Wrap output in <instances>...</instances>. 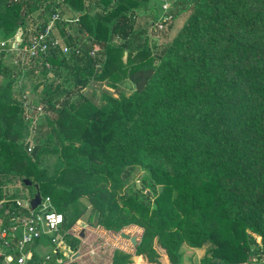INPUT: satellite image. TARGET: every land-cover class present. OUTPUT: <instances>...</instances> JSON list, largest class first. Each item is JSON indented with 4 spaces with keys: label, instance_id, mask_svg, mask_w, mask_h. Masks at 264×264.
<instances>
[{
    "label": "trees",
    "instance_id": "trees-1",
    "mask_svg": "<svg viewBox=\"0 0 264 264\" xmlns=\"http://www.w3.org/2000/svg\"><path fill=\"white\" fill-rule=\"evenodd\" d=\"M52 1L0 0L4 40L23 31L40 7L42 27L48 16H60L59 5L78 17L74 36L55 24L67 52L57 48L35 62L41 73L34 92L42 89L31 105L54 113L45 116L43 141L14 96L22 89L20 70L5 74L0 177L31 188L29 199L36 190L50 198L73 251L79 239L68 232L86 212L84 200L96 217L93 226L143 230L133 257L145 264L158 263L156 253L179 264L182 244L204 250L202 264H248L253 255L264 261V0H181L189 14L158 55L133 21L139 12L155 15L150 0ZM90 82L112 89L128 82L132 92L104 94L100 107L82 96L68 100ZM30 135L39 146L34 157L24 149ZM46 157L53 162L41 166ZM135 167L148 174L139 183L152 201L138 191L120 195ZM2 185L5 221L18 199L6 197ZM155 186L162 187L158 194ZM131 257L117 251L111 264H133Z\"/></svg>",
    "mask_w": 264,
    "mask_h": 264
},
{
    "label": "rangeland",
    "instance_id": "rangeland-1",
    "mask_svg": "<svg viewBox=\"0 0 264 264\" xmlns=\"http://www.w3.org/2000/svg\"><path fill=\"white\" fill-rule=\"evenodd\" d=\"M150 0L149 7L150 9L155 11V15L151 14V12L146 11L142 13H137L134 18V25L135 29H144L145 33L143 38L146 39L148 43V47L151 49V51L158 55L160 51L167 45V43H170V41L173 39V37L177 34L181 26L183 25L186 17L189 14V11L187 10V3L181 2V0ZM167 3L169 8L168 12L171 16L170 21L163 24V28L159 30L157 27H155L153 24L158 19V17L161 15V5ZM73 17H69V20L66 24H69L71 30H73V34H75L74 29L72 28V25L74 23ZM32 27L31 22L28 24V28ZM62 49L65 47L63 43V39H58ZM63 52V51H62ZM37 68L33 72H30V77L32 79H39L40 73H41V67L39 65H36ZM101 65L96 66L97 69L100 68ZM31 69H28L29 72ZM25 73V72H24ZM63 73V72H62ZM52 77V76H51ZM50 79H53V77ZM27 90H29L32 87V84L29 82L27 84ZM29 88V89H28ZM132 92V88L128 82L118 85L116 89L109 88L105 82L97 83V82H90L84 89L81 90V92L74 91L72 94L68 97L69 101H74L78 99L80 96L88 100L91 104H93L96 107H100L103 105L102 101V95L108 94L113 97H117L120 93H123L125 95H130ZM24 102V99H22ZM60 100V99H59ZM31 100L30 102L26 100V105L24 108L28 107L26 109V117L29 121L30 126L33 125L35 128L36 137L42 139V141L45 139V136L49 133V128L47 124L45 123V116L47 115L48 118H53L54 113L50 112L48 113L44 109L40 110V108L43 106L42 104H39V108L37 110H33L31 107ZM34 137L26 139V142H30V148L34 145H37V140L33 139ZM56 140V139H54ZM52 140V141H54ZM53 162V158L47 159L42 158L41 160V166H46L48 164H51ZM148 176L147 173L143 172L140 168H133L128 172V175L125 179V185L123 190L120 192V195L123 197L130 196L132 192L138 191L140 197L144 195H148L151 198V201L153 200V197L151 196L149 189H144L140 183L139 180L144 177ZM1 183L3 185L1 186V189L6 197L9 198H15V199H21L26 198L32 195V189L31 188H24L17 178L6 176V177H0ZM161 186H155L154 190L155 194H158L161 191ZM144 199L143 197H141ZM146 200V199H144ZM86 206L87 210L86 212L81 216V218L76 222V224L73 226L75 228H79L83 230L86 234L84 236L83 242L80 241L77 245V250L74 251L80 252L81 256L77 258L75 261H73V264H110L112 262V257L115 252L117 251H123V253L130 254L131 261L133 264H145L143 257L141 256L140 259H135L136 257H133L134 254V248L131 246L128 240H125L120 237L119 233H112L108 232L106 233V236L103 235V232H101L103 229L101 227L93 226V224L96 221V217L90 208L88 206L87 202L84 200H81ZM53 205V204H52ZM77 229H75L76 231ZM78 231L73 232L74 237H78ZM121 232L129 235V236H135L137 243L142 237L143 230L137 226L130 225ZM257 243H259L260 239L256 238ZM155 243V241H154ZM154 246V245H153ZM50 252L53 254L57 248H55V245H51ZM61 248H65L64 245H61L59 249V256H62L63 252ZM258 248V245H251V252H256ZM65 250V249H64ZM55 254V253H54ZM204 254V250H198L188 247L186 244H182L179 249V255H180V261L179 264H202V257ZM156 258H158V263L156 264H170L168 262V259L166 255L163 256L156 253ZM64 262L67 261V259L63 256ZM154 260H156L154 258ZM157 261V260H156ZM214 264H221L219 261H214ZM264 261L258 258V256L253 255V257L250 259L248 264H263Z\"/></svg>",
    "mask_w": 264,
    "mask_h": 264
},
{
    "label": "built area",
    "instance_id": "built-area-1",
    "mask_svg": "<svg viewBox=\"0 0 264 264\" xmlns=\"http://www.w3.org/2000/svg\"><path fill=\"white\" fill-rule=\"evenodd\" d=\"M168 8L167 3L161 5V15L153 24L159 30L171 19ZM76 21L77 19H74V23ZM56 22L68 21L61 19L58 14H53L44 27L39 30L30 29L33 34L24 46L17 49L10 48V51L15 53V65L31 66L40 56H47L57 48L61 50L60 43L54 36ZM4 45V43L0 44L1 47ZM62 51L66 53L67 48L64 47ZM30 200L29 198L16 200L10 215L5 221L0 220L1 264H46L51 257L55 264H73L71 257L75 252L70 248L66 247L65 254H62L67 259L66 262L57 257L61 245H64V232L61 230L62 214L55 211L49 197H41L35 209H31ZM44 236L51 238L57 248L55 254H51V257L45 256L42 262H33L29 248Z\"/></svg>",
    "mask_w": 264,
    "mask_h": 264
},
{
    "label": "crops",
    "instance_id": "crops-1",
    "mask_svg": "<svg viewBox=\"0 0 264 264\" xmlns=\"http://www.w3.org/2000/svg\"><path fill=\"white\" fill-rule=\"evenodd\" d=\"M59 2L60 1H58V0H54L53 4L58 5ZM42 9H43V7H40L37 11H35L34 13H32L30 16H28L26 18L25 26L23 28V31H21V33H20V36L21 35L23 36V39H20L19 45L22 43V45L20 47L24 46L27 43V41L30 39V36L33 34V32L30 29H34L35 28V30H39L42 27V22H43V18L41 17L42 14H43V12H42L43 10ZM57 12L60 14L61 19L65 20V21L66 20H69V17H73L75 19H78L77 15L72 10H70L67 7H65L64 5H61V6L59 5V8H57ZM50 17L49 16L47 17V20L48 21H49ZM30 22H31V26L32 27H29L28 28V24ZM63 24L65 25L64 28L69 33V35L74 36L75 34H73V30H71V28L69 27L70 25L69 24H66V22L63 23ZM72 28L74 29L73 25H72ZM60 34L61 33L55 28L54 36L57 39H63ZM16 35H17V32H16L15 36L12 39H8V40H4L2 38V36L0 35V44L1 43H4L5 44L3 47L0 46V59H1V62L3 63V66H4V69L1 71L2 73H0V87L2 85H4L6 83V81H7V76H5V74L8 71H12L13 70V67L15 66V69L17 71L20 70V72H21V76L19 77V80L16 82V85L19 88L21 87L22 89H21V91L19 93H16L17 92L16 91L14 93V96L16 94V97L17 96L18 97H21L20 98L21 100L24 99V102L22 100V104H23V106H25L26 105V100L30 102V100L32 98H34V96H35L34 94L35 93L39 94L42 88L40 86L34 92V85L36 83H38L39 80L37 79V77H35V79H32L30 77V72L31 71L34 72L36 70L35 68H37V66L35 64H32L31 66H25V67L24 66H20L19 67L18 65H15L14 64V62L16 60L15 59V53L11 52L10 51V48H12V45H13V43L15 41ZM20 47L18 46V48H20ZM28 69H31V70L28 72L27 71ZM51 76H53L52 73H50L48 75V78H50ZM29 82L32 84V87L30 89L28 88L29 90H27V87L26 86H27V84ZM31 108L33 110H37L39 107L38 108L31 107ZM24 109H25V115H26V109H28V107L27 108L25 107ZM27 121H28V119H27ZM32 137H33V135H30L29 138L32 139ZM75 229H77L76 231H78L77 233L79 234L80 231H81V229L75 228V227H73L68 233L70 235L74 236L73 232H76ZM101 232H103V235H105V236H106V233H108V231H105V230H102ZM83 233H84V236H85L86 233L84 231H83ZM76 238L78 239V237H76ZM49 239L50 238L48 236H44L41 239H39L32 247L29 248V253H30V256H31L33 262H42V261H44L45 256H48V255L51 257V254L52 253L50 252V250H51V247H50L51 244H50ZM80 241L83 242V240H81V239H80ZM64 246H65V248H61L63 254H65V250L64 249H66V247L67 248H70L65 242H64ZM120 252H123V251H120ZM80 256H81V254L79 252V257ZM57 257L63 259V255L62 256H59V254H58ZM135 259H138L139 260L140 258L139 257H136ZM46 264H55L53 257H51L46 262Z\"/></svg>",
    "mask_w": 264,
    "mask_h": 264
},
{
    "label": "water",
    "instance_id": "water-1",
    "mask_svg": "<svg viewBox=\"0 0 264 264\" xmlns=\"http://www.w3.org/2000/svg\"><path fill=\"white\" fill-rule=\"evenodd\" d=\"M20 33H21V30L18 29L17 30V35L15 37V41H14V43L12 45V48L13 49H17L18 46H19V43H20ZM124 55L126 56V54H124ZM29 147H30V142H26L25 145H24V149L26 151H28ZM38 149H39V146L38 145H34V146L31 147V155H32V157L35 156V154L37 153ZM40 200H41L40 193H39L38 190H36L35 191V194L33 195V197L30 200V207H31V209H35L39 205ZM119 234H120V237L121 238H123L125 240H128L132 247H135L136 246L137 241H136V237L135 236H129V235L123 233V232H120ZM83 237H84V233H83V230H81L80 233L78 234V238L79 239H82ZM78 257H79V253L76 252L71 257V261H75Z\"/></svg>",
    "mask_w": 264,
    "mask_h": 264
}]
</instances>
